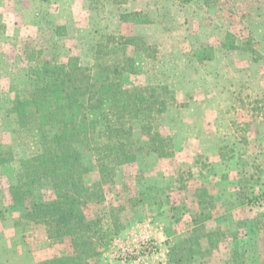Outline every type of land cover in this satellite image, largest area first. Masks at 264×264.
I'll return each mask as SVG.
<instances>
[{"label":"rangeland","instance_id":"rangeland-1","mask_svg":"<svg viewBox=\"0 0 264 264\" xmlns=\"http://www.w3.org/2000/svg\"><path fill=\"white\" fill-rule=\"evenodd\" d=\"M129 12H143L151 23L122 22ZM228 34L242 47L250 40L254 51L226 50ZM133 35L148 46L106 40ZM206 47L215 56L200 62L196 53ZM40 55L57 62L77 57L102 77L117 65L127 88L168 99L167 111L149 123L172 139L173 156L152 151L142 116L134 131L142 152L118 167L115 185L105 188L100 213L109 238L94 264H172L174 247L190 248L204 187L214 204L203 227L225 236L195 264H231L235 250L245 264H264V0H0V158L10 160L0 165V264H41L72 253L69 239L50 240L26 218L31 202L17 203L12 194L20 160L43 149L38 130L22 127L12 112L14 99L28 95V72ZM81 152L89 178L98 180L93 152ZM54 198L44 180L35 200ZM113 210L126 225L119 233ZM199 241L209 248L205 238Z\"/></svg>","mask_w":264,"mask_h":264},{"label":"trees","instance_id":"trees-1","mask_svg":"<svg viewBox=\"0 0 264 264\" xmlns=\"http://www.w3.org/2000/svg\"><path fill=\"white\" fill-rule=\"evenodd\" d=\"M193 1L183 0L186 3ZM203 1L212 5L219 0ZM120 19L134 25L151 23L143 12L124 13ZM106 40H113L122 47L134 46L136 50L148 46L136 35L108 36ZM250 42L242 47L233 34H228L222 47L253 52ZM214 56V47L196 53L200 62L212 60ZM107 67L108 72L102 77L95 73V68L81 66L77 57L57 62L40 55L28 72V95L17 96L13 101L12 112L18 123L22 127H35L43 138L41 153L19 162L18 184L12 188L14 200L17 203L30 201L26 218L43 226L50 240L63 242L69 239L72 247L71 254L41 264H94L100 256V246L109 238L100 213V207L106 203L105 188L115 185L118 167L135 163L142 152L143 147L134 138L135 123L141 121L142 116L147 117L143 129L148 134L152 151L162 158L173 156L172 139L152 132L149 123L156 115L167 111L168 99L161 95L146 97L147 89L127 88L118 80V77L121 79L120 67ZM166 143H170L168 151ZM83 147L95 156L99 175L96 181L89 178L92 171L84 162ZM1 153L0 145V157ZM9 161L0 158V165ZM44 180L50 182L55 198L40 203L35 200V191ZM197 197L200 211L194 220L196 228L191 240H187L190 248L174 247L170 255L172 264H195L196 257L210 255L225 236L221 229L205 231L203 225L211 215L214 202L205 187L199 189ZM123 209L120 207L119 211ZM112 219L115 233L125 228V224L119 225L114 210ZM195 236L196 240L192 242ZM200 237L209 242V248L202 247ZM186 252L191 255L188 257ZM239 255L240 252L235 250L230 263L245 264Z\"/></svg>","mask_w":264,"mask_h":264}]
</instances>
